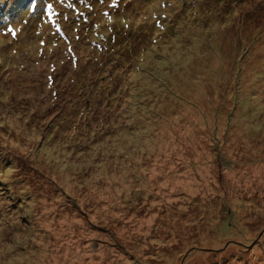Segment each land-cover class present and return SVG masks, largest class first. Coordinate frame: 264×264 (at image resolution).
Here are the masks:
<instances>
[{"label":"rangeland","instance_id":"obj_1","mask_svg":"<svg viewBox=\"0 0 264 264\" xmlns=\"http://www.w3.org/2000/svg\"><path fill=\"white\" fill-rule=\"evenodd\" d=\"M71 2L0 0V264H264V0Z\"/></svg>","mask_w":264,"mask_h":264},{"label":"snow or ice","instance_id":"obj_2","mask_svg":"<svg viewBox=\"0 0 264 264\" xmlns=\"http://www.w3.org/2000/svg\"><path fill=\"white\" fill-rule=\"evenodd\" d=\"M60 2H61V3H64L65 0H60ZM84 2H85V0H80V3H84ZM115 4H116V0H113V5H115ZM36 6H37V5H36L35 2H33L32 5H31V7H32L33 10L36 8ZM67 7H68V8H75V4H73V3L71 2V0H68ZM46 8H47V15H48V18H49L51 24L54 25V27L56 28L57 32L59 33V35H60L61 37H64L65 39H67L66 36H65V34H64V32L61 30V26H60V24L57 23L56 19H54V17L57 16L58 14L55 12V10H54V8H53V5H52L51 3H48V4L46 5ZM77 12H79V9H77ZM110 19H111V17L109 16V20H110ZM9 31H11L12 34L15 35V31H13V30H11V29H9ZM41 43L43 44L44 42L41 41ZM68 43H69L68 52H69V54H72V48H71V43H70V41H69Z\"/></svg>","mask_w":264,"mask_h":264}]
</instances>
